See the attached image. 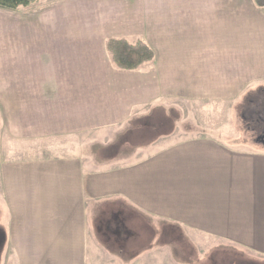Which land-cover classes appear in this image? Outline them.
I'll return each mask as SVG.
<instances>
[{"label":"crops","instance_id":"obj_1","mask_svg":"<svg viewBox=\"0 0 264 264\" xmlns=\"http://www.w3.org/2000/svg\"><path fill=\"white\" fill-rule=\"evenodd\" d=\"M114 38L143 39L154 60L116 67ZM262 86L255 0L0 8V264H140L142 222L196 253L264 259V147L188 117ZM183 106L195 128L133 144Z\"/></svg>","mask_w":264,"mask_h":264},{"label":"rangeland","instance_id":"obj_2","mask_svg":"<svg viewBox=\"0 0 264 264\" xmlns=\"http://www.w3.org/2000/svg\"><path fill=\"white\" fill-rule=\"evenodd\" d=\"M52 1L55 0H38V2L30 8L35 9L38 6L47 5ZM262 104L264 105V86L246 91L236 104L208 103L203 105L200 111L197 110L199 115L193 114L188 117L197 120L198 126L209 123L208 118H215L214 122L209 124H214V127L218 126L220 129L230 131L237 140L243 142V145L264 147V142L260 141L258 137L262 134L264 138V111L262 112L260 110ZM189 111L190 108L185 110L186 113ZM2 112L3 107L0 106V146L5 145L6 139H9L6 137L7 135L5 136L4 134V122L1 119ZM160 113L161 112L157 110L154 114L157 115ZM177 113L180 117L179 122H172V124L171 122L164 121L159 125L158 130H155L152 134L148 132L144 134L143 137H140V139H136L135 143H132L136 144L140 140V142H151L154 140L153 138L155 136L161 134V132H165L168 128H170V130L177 129L178 132H182L187 128H195V126L193 127L186 122L184 123V106L180 111L177 110ZM177 113L175 114L177 115ZM261 114L262 116L260 117ZM147 119L151 120V118ZM194 123L196 125V122ZM147 125L153 126L154 124L148 122ZM132 143L131 148H128V150H132ZM119 150L121 149L119 148ZM113 152L112 155L119 151L118 149H114ZM2 155L3 154L0 153V170ZM152 226L146 225L143 222L139 226L140 238L138 240L141 242L142 249L141 257L139 258L140 264H164L165 259L167 263L171 261L172 264H264V259L255 258L243 250H233L228 247V245H222L228 248L219 247L218 249L206 250V252L199 250L200 253H196L194 247L184 241V234L182 235L176 231L160 233L156 224ZM147 245H154L156 248L152 251H148L150 247L148 248ZM200 256L202 258H200Z\"/></svg>","mask_w":264,"mask_h":264},{"label":"trees","instance_id":"obj_3","mask_svg":"<svg viewBox=\"0 0 264 264\" xmlns=\"http://www.w3.org/2000/svg\"><path fill=\"white\" fill-rule=\"evenodd\" d=\"M264 6V0H255ZM38 0H0V8L16 10L33 7ZM108 51L116 67L123 70H134L154 60L153 49L143 39L135 41L127 38H114L108 42Z\"/></svg>","mask_w":264,"mask_h":264},{"label":"flooded vegetation","instance_id":"obj_4","mask_svg":"<svg viewBox=\"0 0 264 264\" xmlns=\"http://www.w3.org/2000/svg\"><path fill=\"white\" fill-rule=\"evenodd\" d=\"M263 106H264V105L262 104V106H261L262 109L260 108V110H261L262 112L264 111V109H263L264 107H263ZM261 116H262V114L260 115V117H261ZM258 137H259V140H260V141H263V142H264V138H263V135H262V134L259 135Z\"/></svg>","mask_w":264,"mask_h":264}]
</instances>
